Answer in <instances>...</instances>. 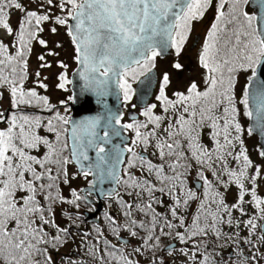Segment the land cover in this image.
<instances>
[{
	"label": "snow or ice",
	"instance_id": "6c2138e0",
	"mask_svg": "<svg viewBox=\"0 0 264 264\" xmlns=\"http://www.w3.org/2000/svg\"><path fill=\"white\" fill-rule=\"evenodd\" d=\"M209 11L198 78L156 75L165 53L185 70ZM61 29L83 94L118 95L127 121L74 120L60 110L72 95L38 91L64 47L42 34ZM34 43L46 53L33 73ZM55 63L67 91L69 65ZM96 195L106 208L85 227ZM0 264H264V0H0Z\"/></svg>",
	"mask_w": 264,
	"mask_h": 264
},
{
	"label": "rangeland",
	"instance_id": "374dc122",
	"mask_svg": "<svg viewBox=\"0 0 264 264\" xmlns=\"http://www.w3.org/2000/svg\"><path fill=\"white\" fill-rule=\"evenodd\" d=\"M206 15H210V16L213 17V12L209 11ZM195 23L196 22H194V24ZM198 25L199 24H197V26H196V31L200 32ZM42 35H43L44 39L49 41V46L50 47H53V42L56 41V40L61 41L63 43V45H64V47L62 49H57V51L60 52V56L58 58L57 57H46L47 61L49 63H51L53 66L51 68H48V69H42L41 70V72H42V77L41 78H43L45 76L49 77V79L47 81H45V83H47L49 85V90H48L47 93H44V90L39 89V91L43 92L44 94H47L50 97V99H51V101L53 103H58L60 100H66L67 97L70 95V91H69V85L67 86V91L60 90V89H57L55 87V84L57 82L56 81V76H57V74L60 71H62V69H60L59 67L56 66L55 62H56L57 59L65 61L69 65V68H68L67 72H68V76L70 77V73L72 72V70L76 66L74 64V62L72 61V59H71L72 46L70 44V38L67 37L66 34H64V30L63 29H61V34L59 36H52L47 31L45 33H43ZM45 53H46L45 49H43L39 44H35L34 43L33 51H32V53L30 55V58H29V66H30V71L31 72L34 73L38 69L39 63H41L40 61L37 60V56H39L41 54H45ZM174 59H175V57L173 55H171L168 59H165V60L158 58V60H157V68L155 69L156 72H157V75H159L163 71L170 72V74L172 76V79L174 81V84H175V82L178 79L180 80L181 83H183L188 78H198V74H199V71H200L199 68H198V64L195 65L194 68H192V71H189L188 67L186 65H184L185 66V70L182 73L178 74V73L175 72V70L171 69V67H170V61H173ZM182 62H184V61H182ZM134 87H135V85H134ZM170 91H171V89H170ZM68 103H67V105H68ZM132 103H133V101H132ZM123 107L125 109V112H127L128 110H132L130 108V106H125L123 104ZM63 109L65 110V108H63ZM62 112H64V111H62ZM127 119L128 118L124 115V120L127 121ZM245 139H246V144H247L249 150L253 151L254 150V146L257 143V138L256 137H247V138L245 137ZM252 158L254 160L258 159L255 156V154H253ZM86 186H87V184L82 178L73 182V187L83 188V187H86ZM65 194H67V189H65ZM105 208H106V204L104 206V210H105ZM81 211L82 212H85V211L88 212V209H87L86 206L82 205Z\"/></svg>",
	"mask_w": 264,
	"mask_h": 264
},
{
	"label": "water",
	"instance_id": "95a60500",
	"mask_svg": "<svg viewBox=\"0 0 264 264\" xmlns=\"http://www.w3.org/2000/svg\"><path fill=\"white\" fill-rule=\"evenodd\" d=\"M169 54L165 53L159 58H166ZM77 65L70 73L69 79L73 81L71 85H69L70 95L73 96V100L68 103L69 109H70V116L74 120H81L85 117H92V116H98L101 118V123L103 124L105 122V119L109 113L111 112H117V113H123V103L122 99L118 97V95L113 94V92H109L107 95L103 96H97L93 93H88L87 95H84L82 92V89L84 87V81L80 79L78 75ZM154 73L157 75L156 70H154ZM135 87L139 91H142L144 86L143 85H135ZM156 86L155 81L153 80L152 86L147 90L146 95L143 97L145 100H151L152 93L154 92ZM137 101V97H134V103ZM133 112V110H128L126 112L127 118H129V115ZM100 134H103V128L99 129ZM257 140L259 139L258 136L254 135ZM114 143L119 142V138H114ZM90 157H94L95 153L90 152ZM112 185L109 184L107 181L102 184L98 185L99 188L108 189ZM84 189L87 188L83 187ZM93 200L96 202L97 206V212L96 213H89L87 211L84 212L87 220L89 222H95L96 218H98V214L102 211L103 208V200L104 197L102 196H93Z\"/></svg>",
	"mask_w": 264,
	"mask_h": 264
},
{
	"label": "flooded vegetation",
	"instance_id": "af4514ba",
	"mask_svg": "<svg viewBox=\"0 0 264 264\" xmlns=\"http://www.w3.org/2000/svg\"><path fill=\"white\" fill-rule=\"evenodd\" d=\"M212 21V16L210 15H206L202 20L196 22L193 25L192 31L190 33L189 39L185 44L184 50L181 54L180 59L184 62H182L180 60V62L183 65H186L188 67L189 71H192V68L195 67V65H197V56H198V51L200 48V45L206 35L207 29L210 26V23ZM197 24H199V31H196V26ZM171 55L169 54L168 57L166 58H159V59H168ZM155 91V90H154ZM154 99V97L152 96L151 100ZM150 100V101H151ZM134 103V100H133ZM124 109V107H123ZM124 115L126 116V112L125 109L123 111ZM127 117V116H126Z\"/></svg>",
	"mask_w": 264,
	"mask_h": 264
},
{
	"label": "trees",
	"instance_id": "16d2710c",
	"mask_svg": "<svg viewBox=\"0 0 264 264\" xmlns=\"http://www.w3.org/2000/svg\"><path fill=\"white\" fill-rule=\"evenodd\" d=\"M29 86H33L32 84H31V80L29 81ZM39 91V90H38ZM70 91V90H69ZM41 92V91H40ZM42 94H44L43 92H41ZM69 106L68 105H65V106H61L60 107V110H61V112L62 111H65L63 108H66L67 109V114H70V112H69V108H68ZM63 113V112H62ZM252 137H255V136H252ZM247 138V137H246ZM105 204H106V200H104V206H105ZM104 206H103V210H102V212L104 211ZM65 207H68L67 205L65 206ZM101 212V213H102ZM101 213L99 214V216L101 215ZM98 216V217H99ZM91 223H94V222H88V224H86L85 225V227H90L91 226Z\"/></svg>",
	"mask_w": 264,
	"mask_h": 264
}]
</instances>
